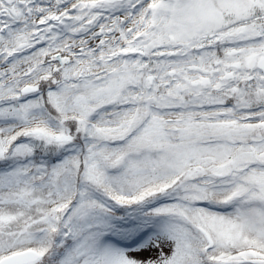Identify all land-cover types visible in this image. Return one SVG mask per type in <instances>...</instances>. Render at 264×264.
I'll return each instance as SVG.
<instances>
[{
  "label": "snow or ice",
  "instance_id": "snow-or-ice-1",
  "mask_svg": "<svg viewBox=\"0 0 264 264\" xmlns=\"http://www.w3.org/2000/svg\"><path fill=\"white\" fill-rule=\"evenodd\" d=\"M0 264H264V0H0Z\"/></svg>",
  "mask_w": 264,
  "mask_h": 264
}]
</instances>
